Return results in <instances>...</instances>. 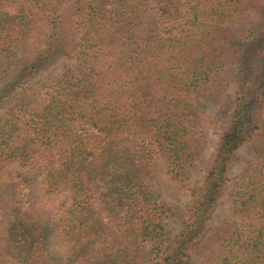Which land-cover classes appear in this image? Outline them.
Masks as SVG:
<instances>
[{
  "label": "trees",
  "instance_id": "1",
  "mask_svg": "<svg viewBox=\"0 0 264 264\" xmlns=\"http://www.w3.org/2000/svg\"><path fill=\"white\" fill-rule=\"evenodd\" d=\"M233 84L230 122L165 244L177 209L160 164L188 185L206 128L194 102ZM256 141L236 219L213 231L234 159ZM0 264H264V0H0Z\"/></svg>",
  "mask_w": 264,
  "mask_h": 264
},
{
  "label": "rangeland",
  "instance_id": "2",
  "mask_svg": "<svg viewBox=\"0 0 264 264\" xmlns=\"http://www.w3.org/2000/svg\"><path fill=\"white\" fill-rule=\"evenodd\" d=\"M245 24V25H244ZM247 23L229 24L232 29L248 30L250 27ZM236 84L230 85L225 91L216 93L209 98L199 99L194 102L199 113L205 120V135L200 145V156L196 161L195 167L192 170V175L187 186H179L175 183L165 164H160L162 168L158 170L155 176V184L158 185L162 192L164 200L171 206L177 209L176 215L165 220V244H169L178 233L185 227L188 218L189 208L193 202L192 188L199 186L205 172L207 163L213 156L214 148L218 140L220 132L229 124L230 116L234 108V99ZM260 143L257 141L246 146H243L237 153L234 159L233 168L230 172V180L227 182L225 190L220 197L218 205L212 213L211 229L224 228L227 223H231L236 219L231 211V193L235 179L242 175L246 168L256 167L258 164V155L256 148ZM33 185V183L31 182ZM4 195L8 198L11 188L8 185L4 186ZM48 242L50 249L59 250V253L64 258H67L65 248L57 245L56 238L52 235ZM56 245L58 247H56Z\"/></svg>",
  "mask_w": 264,
  "mask_h": 264
}]
</instances>
